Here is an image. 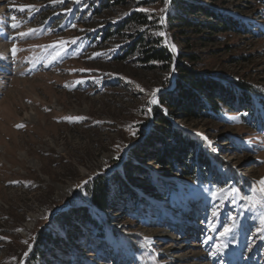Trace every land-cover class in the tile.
<instances>
[{"label":"rangeland","instance_id":"obj_1","mask_svg":"<svg viewBox=\"0 0 264 264\" xmlns=\"http://www.w3.org/2000/svg\"><path fill=\"white\" fill-rule=\"evenodd\" d=\"M93 1L99 0H0V237L7 238L0 240V264H264V8L253 0L217 1L224 13L243 19L244 30L211 40L191 34L189 47L166 27V45H176L173 65L150 70L136 53L123 63L112 58L145 31L135 22L102 47L87 41L140 8L155 9L157 19L166 7V19L171 2L124 0L94 15ZM81 3L88 4L87 20L67 21L73 11L79 15ZM55 21L60 27L52 31ZM160 31L163 26L154 32ZM60 41L67 42L63 49ZM188 54L198 57L196 71L215 75L234 95L220 119L171 115L161 102L174 86L180 56ZM244 91L255 92L252 104L241 99ZM153 92L157 104H149ZM159 107L213 165L187 158V167L164 170L144 154L130 177L135 202L125 207L117 198L115 208H97L94 181L142 149ZM70 116L84 119H65ZM136 179L161 189L141 193ZM242 197H255L256 207ZM82 207L90 218L73 239L57 219ZM225 226L232 231L221 236Z\"/></svg>","mask_w":264,"mask_h":264},{"label":"trees","instance_id":"obj_2","mask_svg":"<svg viewBox=\"0 0 264 264\" xmlns=\"http://www.w3.org/2000/svg\"><path fill=\"white\" fill-rule=\"evenodd\" d=\"M217 1L220 0H171V11L166 14L165 24L172 38L179 41L184 47H189L193 43L192 37H189L191 34H200L198 36L200 40H211L213 38L212 34L238 33L244 30L241 24L243 19L224 13L222 5L216 6L214 4ZM253 1L264 8V0ZM123 2L124 0L93 1L91 12L97 15L101 11L109 10ZM87 5V3H81L79 5V15L77 11H73L67 21L76 19V23L85 22L87 20L85 19L86 15L82 16V13ZM124 20L127 22L124 23ZM130 21L144 27L145 29H141V31H145L138 32L135 41L132 43L133 46H129L127 50L120 48L112 54L113 61L123 63L127 60L128 54L131 56L136 53V60L146 64L144 65L145 68L170 70L173 65V54L166 45L164 37L154 32L156 29H162V25L159 23L158 18L149 20L147 14L142 12L131 13V16H127L115 25L114 29L107 27L96 30L94 32L95 37L91 36L87 43L95 48L99 45L102 47L104 41L116 40L115 37L121 34V30H124ZM57 22H53L54 24L50 26V30L54 31L60 27V25L55 27ZM85 24L87 25L89 22ZM82 44L84 43L82 42ZM180 57L175 72L174 86L161 97V102L166 106L168 113L173 115L177 111L188 119L205 120H217L226 115L227 112L225 111L232 107L231 100H233L234 95L231 91L225 88L226 85L215 75L196 71L193 64L198 62L197 55L188 54ZM183 58L185 59L183 60ZM230 87L232 86L230 85ZM236 87L233 89H236ZM254 93L244 91L240 93V97L249 105L254 101ZM154 116L156 123L153 125L152 132L147 137L146 144L142 149L132 151L130 157L118 171L115 170L112 175L100 177L94 181L90 196L91 201L97 208L101 210L115 208L113 205L115 202L118 204L117 198H120L121 204L125 207H130V201L135 202L133 198L137 197L138 192L130 187V177L133 176L132 172L139 170L134 164L144 161L146 154L148 158L164 170H172L176 165L186 166L187 158H192V161L198 166H201L204 162L203 167L205 168L213 165L204 156L201 145L177 129L168 119L164 110L160 107L157 108ZM167 138L169 141H166ZM133 182L141 187V193L146 192L156 195L158 190L161 189L154 182L148 184L147 181L140 179ZM89 218L90 214L87 209L82 207L72 208L68 213H62L57 221L61 225H66L65 234L67 233L71 238L76 239V234H78L80 228L84 227V222ZM48 240L52 242V238ZM53 242L56 244V240Z\"/></svg>","mask_w":264,"mask_h":264},{"label":"snow or ice","instance_id":"obj_3","mask_svg":"<svg viewBox=\"0 0 264 264\" xmlns=\"http://www.w3.org/2000/svg\"><path fill=\"white\" fill-rule=\"evenodd\" d=\"M51 2H52V3H57V2H58V3H63L64 0H51ZM169 3H170V0H164V4H165V6H167ZM25 7H27V8H34L35 6H34V5H30V6H22V7L19 8V10H20V11H24V10H25ZM68 11H70V9H68ZM139 11L146 13V14H147V19H149V20H152V19H155V18H156V17L153 15V13L156 12L155 9L140 8ZM165 11H166V7H165V8H161V9H159V12L161 13V15L159 16L158 20H159V23H160L161 25H163V24L165 23V16L163 15V13H164ZM11 19H12L13 21H15L16 17H12ZM11 26H12L13 28H17V27H19V25L16 24V23H13ZM74 27H75V26H74ZM31 31L34 32L35 30H31ZM156 34L159 35V36H161V37H166V33L163 32V31H160V32H158V33H156ZM21 35L23 36V35H26V34L21 33ZM66 43H67L66 41H60V42H59V44L61 45L62 49H63V46H64ZM72 43H75V40H73ZM55 46H56V45H53V47H55ZM169 50H170L171 52H175V51H176V45H175L174 43H171V44L169 45ZM11 51H12L13 55H15V53H16V51H17L16 47L13 46V48H12ZM54 59H55V58H54ZM81 71H85V70L82 69ZM88 71H90V70H88ZM140 91H144V90H143V89H140ZM155 91H159V90L157 89V90H155ZM157 103H158V101H157V99L155 98V92H153V93H152V99L149 101V104H157ZM148 111L151 112V108H149ZM65 119H67V120H69V121H73V120H82V119H84V117H78V116H77V117H71V116H70V117H66ZM17 127H18V128H19V127H24V125H22V124H18ZM128 130H129L130 132H132L133 135H135V130L132 128L131 125L129 126ZM196 135L201 136L204 140H207V137L203 136L202 133H196ZM208 144H209V147H213L211 141H208ZM213 150H215V149L213 148ZM15 182H16V181H12V183H15ZM259 183H260V185L264 186V178H262V179L259 181ZM78 187H79V186H78ZM218 191H222V189H218ZM232 191H233V192H236V189H232ZM262 191H264V187H262ZM242 198H243V199H247V200L250 202V206H251V207H253V208L256 207L257 200L255 199V197H242ZM215 215H217V212H213V216H215ZM261 219H262V222H264V217H262ZM18 231H19V229H18ZM231 231H232V228H231V227H229V226H225L223 232H221L220 235H221V236H225V235L229 234ZM3 239H7V238H6V237H0V240H3ZM24 243H25V244H28L27 241H24ZM30 248H31V245H29V249H30ZM24 255L27 256L28 253L25 252Z\"/></svg>","mask_w":264,"mask_h":264},{"label":"water","instance_id":"obj_4","mask_svg":"<svg viewBox=\"0 0 264 264\" xmlns=\"http://www.w3.org/2000/svg\"><path fill=\"white\" fill-rule=\"evenodd\" d=\"M170 2H171V1H170ZM164 16H165V14H164ZM162 26H163V28L165 29L164 32L166 33V24L164 23ZM166 37H167V34H166ZM166 39H167V38H166ZM167 41H168V39H167Z\"/></svg>","mask_w":264,"mask_h":264},{"label":"bare ground","instance_id":"obj_5","mask_svg":"<svg viewBox=\"0 0 264 264\" xmlns=\"http://www.w3.org/2000/svg\"><path fill=\"white\" fill-rule=\"evenodd\" d=\"M209 145V144H208ZM240 178L242 179V177L240 176ZM238 180V179H237Z\"/></svg>","mask_w":264,"mask_h":264}]
</instances>
